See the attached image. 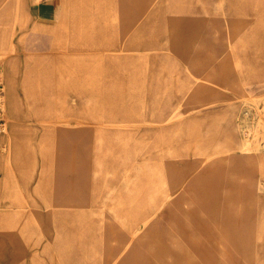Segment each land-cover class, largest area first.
<instances>
[{
    "label": "rangeland",
    "instance_id": "374dc122",
    "mask_svg": "<svg viewBox=\"0 0 264 264\" xmlns=\"http://www.w3.org/2000/svg\"><path fill=\"white\" fill-rule=\"evenodd\" d=\"M0 11V264H264V0Z\"/></svg>",
    "mask_w": 264,
    "mask_h": 264
},
{
    "label": "crops",
    "instance_id": "0c3cea01",
    "mask_svg": "<svg viewBox=\"0 0 264 264\" xmlns=\"http://www.w3.org/2000/svg\"><path fill=\"white\" fill-rule=\"evenodd\" d=\"M10 1L11 0H0V10L4 6L8 5V3ZM44 5H45V3H44ZM0 13H1V11H0ZM4 13L6 14L7 12L5 11ZM7 35H8V30H7V28L5 27V24H3V21L0 18V51H3L7 47V45H6L7 37H8ZM172 118H173V114H167V115H164L161 118V121H165V120L172 119ZM233 127L236 130H238L239 132H241V128H239V127H241L240 126V122H236V124ZM232 130H234V129H232ZM218 131H224V130H220L219 129ZM228 131H230V133H232L231 130H228ZM240 134L237 137V139H235V137H234V139H231L228 142H224V141H218V142H215V141H202V143L200 144V146L197 149V152L200 153V154H203V159H204L205 155H209L211 152H212V154L224 153L227 150H229L230 148L235 147L234 145H235V143H238V139L240 138ZM230 137H231V134H230ZM170 194L171 193L165 192L164 194H160L159 197L161 196L160 198L162 200V199L167 198L168 195L170 196Z\"/></svg>",
    "mask_w": 264,
    "mask_h": 264
},
{
    "label": "bare ground",
    "instance_id": "6f19581e",
    "mask_svg": "<svg viewBox=\"0 0 264 264\" xmlns=\"http://www.w3.org/2000/svg\"><path fill=\"white\" fill-rule=\"evenodd\" d=\"M243 123L245 122V120L242 121ZM241 126V125H240ZM243 127V126H242ZM241 128V127H239ZM242 131V130H241ZM244 134V133H243ZM249 139V138H248ZM244 135H242V133L240 134V138L238 139V143H235V147L233 148H236L238 149L239 151H249L250 150V143L249 140H248ZM252 146V144H251ZM217 155V153H216ZM219 155V153H218Z\"/></svg>",
    "mask_w": 264,
    "mask_h": 264
},
{
    "label": "built area",
    "instance_id": "2783aa9c",
    "mask_svg": "<svg viewBox=\"0 0 264 264\" xmlns=\"http://www.w3.org/2000/svg\"><path fill=\"white\" fill-rule=\"evenodd\" d=\"M1 98H2V83L0 81V104H1ZM2 125V119L0 118V127Z\"/></svg>",
    "mask_w": 264,
    "mask_h": 264
}]
</instances>
